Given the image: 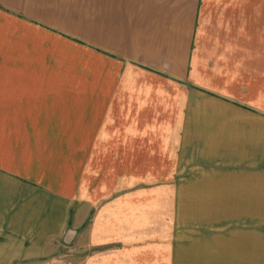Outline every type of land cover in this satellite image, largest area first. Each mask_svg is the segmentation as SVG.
Returning a JSON list of instances; mask_svg holds the SVG:
<instances>
[{"label":"crops","instance_id":"1","mask_svg":"<svg viewBox=\"0 0 264 264\" xmlns=\"http://www.w3.org/2000/svg\"><path fill=\"white\" fill-rule=\"evenodd\" d=\"M64 248L264 264V0H0V264Z\"/></svg>","mask_w":264,"mask_h":264},{"label":"rangeland","instance_id":"2","mask_svg":"<svg viewBox=\"0 0 264 264\" xmlns=\"http://www.w3.org/2000/svg\"><path fill=\"white\" fill-rule=\"evenodd\" d=\"M200 186H188L186 189L187 191H205V187L202 186V188H199ZM209 186H207L208 188ZM189 188H193V189H189ZM199 188V189H198ZM207 190V189H206ZM209 221V220H208ZM209 236V235H208ZM58 255L61 256L62 261H64L63 264H66V259H67V250L64 248L60 251H58ZM206 262L209 264V257H206ZM205 261L202 264L206 263Z\"/></svg>","mask_w":264,"mask_h":264}]
</instances>
